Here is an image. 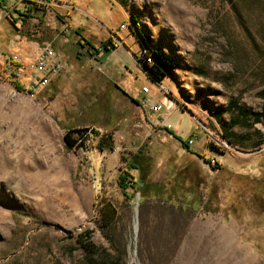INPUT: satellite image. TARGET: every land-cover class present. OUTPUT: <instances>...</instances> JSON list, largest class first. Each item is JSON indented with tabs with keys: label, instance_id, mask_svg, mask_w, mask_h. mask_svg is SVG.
<instances>
[{
	"label": "rangeland",
	"instance_id": "374dc122",
	"mask_svg": "<svg viewBox=\"0 0 264 264\" xmlns=\"http://www.w3.org/2000/svg\"><path fill=\"white\" fill-rule=\"evenodd\" d=\"M109 33L126 51L96 53ZM47 44L63 70L36 88ZM144 45L174 64L162 83L196 121L189 149L145 120ZM262 113L264 0H0V264H264Z\"/></svg>",
	"mask_w": 264,
	"mask_h": 264
},
{
	"label": "built area",
	"instance_id": "2783aa9c",
	"mask_svg": "<svg viewBox=\"0 0 264 264\" xmlns=\"http://www.w3.org/2000/svg\"><path fill=\"white\" fill-rule=\"evenodd\" d=\"M120 28L122 29L123 26H121ZM104 50H109L111 52H118L120 50H125V47L122 40L116 34L109 33V38L107 39L106 46L104 48L101 47L98 50L97 54L101 55L102 51ZM133 59L136 65L139 66V68L141 69L142 74L145 76L147 75L148 69H153V71L155 72H158V70L160 69L159 65L156 63L155 58L153 56V51H151L146 46H141L139 52L135 54ZM33 70L35 72V75L33 76L32 84L33 87L36 88L47 87L61 73L62 65L58 61L56 52L50 44L42 46L41 48L38 49L33 64ZM153 84L155 87L156 101L154 103H151V105H149L148 99H143L141 102V106L148 112L158 113L162 109L166 108V106L164 105V99L167 98L166 96L168 94V91L166 87L163 85L162 81L154 82ZM141 93L144 96H148L151 94V91L147 87H142ZM152 121H153L152 124L158 122L161 123L160 120L158 119L157 120L152 119ZM163 128L170 130L172 133H174L176 137L180 138L181 141L186 142L188 147L192 145L194 140L192 138L193 136L191 132L186 139H183V137L176 134V132L171 128L166 126ZM205 131L208 132L207 129H205ZM261 133L263 138V145L261 146L259 151L264 150V127L261 129ZM208 134H210L211 137L213 136V134H211L210 132H208ZM215 139H218V137H216ZM220 143L226 145L223 139L220 141Z\"/></svg>",
	"mask_w": 264,
	"mask_h": 264
},
{
	"label": "trees",
	"instance_id": "16d2710c",
	"mask_svg": "<svg viewBox=\"0 0 264 264\" xmlns=\"http://www.w3.org/2000/svg\"><path fill=\"white\" fill-rule=\"evenodd\" d=\"M137 27V25H136ZM139 31V30H138ZM107 40L103 43L102 47L104 48L106 46ZM144 44L147 46L149 45L148 41L145 39ZM144 45V46H145ZM97 53V52H96ZM153 56L155 58L156 63L159 65L160 69L158 72L153 71V69H148L147 72V79H149L152 83L154 82H159L162 81L165 78L166 73L174 68V64L171 61L166 60L162 54L159 52L153 51ZM138 105V103L136 102ZM261 119H264V113L258 115L256 118L257 121H260ZM163 130L167 131L170 135H172L177 141H179L185 148L189 149L188 145L186 142L181 141L180 138L176 137L174 133H172L170 130L164 128ZM87 133V129H82V130H67L64 137H63V142H64V147L66 150H71L76 147H78L82 141L84 140L85 136ZM260 133V139L256 140L257 146L255 147L256 150H260L261 146L263 145V138H262V133ZM76 136V138L74 137ZM222 139L226 144H228L227 139H225V136L223 134L221 135ZM111 139L109 137H101L100 141L98 143V148L99 150H103L104 148H108L109 150L113 151V147L111 145ZM231 145V144H228ZM208 148L211 151H214L216 153H220L217 148H215L212 144L208 145ZM121 182L124 183L121 179ZM132 184L135 185V182ZM133 188V187H131ZM125 197H128L125 195ZM130 198V197H129ZM114 210L110 208L109 206H106L102 209L100 216H101V224H100V230L102 231V234L106 240L109 241V238L107 237V229H109L110 225L112 224L113 217H114ZM90 233L89 232H84L76 237L77 244L81 246V248L86 251V252H92L94 250V245L92 242H90Z\"/></svg>",
	"mask_w": 264,
	"mask_h": 264
},
{
	"label": "crops",
	"instance_id": "0c3cea01",
	"mask_svg": "<svg viewBox=\"0 0 264 264\" xmlns=\"http://www.w3.org/2000/svg\"><path fill=\"white\" fill-rule=\"evenodd\" d=\"M117 36L120 37V39H122L123 43L127 46V42L128 40L131 41L130 37L127 36L128 33H126V36L122 37L119 33H115ZM126 39V40H125ZM131 44V43H130ZM133 49L135 48L134 46H131ZM129 55V54H128ZM131 56V55H130ZM133 58V57H132ZM63 70V69H62ZM141 96L144 95L141 93ZM139 102V101H137ZM164 105L166 106L165 109H162L160 112L158 113H152V112H148V111H144L145 114V120H148V117L150 118V121L153 120H160L161 123H154L152 124L154 127H159V128H163V127H169L172 130H174L176 132V134H178L179 136L183 137L186 133L191 132V128L192 126H195V120L190 117L189 115H187L186 113L181 112L177 106L169 104V100L167 98L164 99ZM139 107V106H138ZM210 129V128H209ZM211 130V129H210ZM213 132L215 131V133H219L218 135H222L221 134V130L219 128L212 130ZM256 142V141H255ZM194 144V141L193 143ZM255 144V143H254ZM215 147V146H214ZM216 148V147H215ZM214 152V151H212ZM215 153V152H214ZM218 154V153H215Z\"/></svg>",
	"mask_w": 264,
	"mask_h": 264
},
{
	"label": "bare ground",
	"instance_id": "6f19581e",
	"mask_svg": "<svg viewBox=\"0 0 264 264\" xmlns=\"http://www.w3.org/2000/svg\"><path fill=\"white\" fill-rule=\"evenodd\" d=\"M100 155H93L91 157V160H92V163L94 165L95 168H97L99 166V163H100Z\"/></svg>",
	"mask_w": 264,
	"mask_h": 264
}]
</instances>
